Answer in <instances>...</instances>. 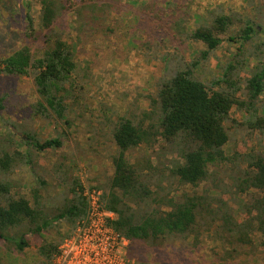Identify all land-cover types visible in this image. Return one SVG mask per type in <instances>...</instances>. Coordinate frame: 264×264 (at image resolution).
Segmentation results:
<instances>
[{
    "label": "trees",
    "instance_id": "1",
    "mask_svg": "<svg viewBox=\"0 0 264 264\" xmlns=\"http://www.w3.org/2000/svg\"><path fill=\"white\" fill-rule=\"evenodd\" d=\"M37 1L40 32L31 14L26 15L25 28L27 39L41 40V54L26 45L0 58V75L31 77L39 95L33 104L34 116L68 125L76 89L72 75L78 65L76 49L57 22L69 9L80 24L96 20L98 11L106 14L103 8L110 4L100 8L98 0L77 4L71 0ZM217 7L209 18H198L197 28L188 34L189 40L205 49L191 60L179 54L167 60L155 92L148 97L150 110L122 118L114 128L111 176L103 183L99 177L92 178L88 186L103 191L102 205L114 214L112 227L131 244L155 250L182 241L201 248L211 239L221 250L214 255L217 264H264V152L228 155L225 150L232 123L264 134V107L260 105L264 95V26L237 12L227 14L222 5ZM93 23L89 25L94 27ZM79 28L83 29L82 24ZM223 36L238 47L225 65L218 66V75L206 83L200 69L221 47ZM235 106L243 112V122L232 118ZM14 129L18 130L15 126L8 129L7 138L0 136V240L8 251L23 253L30 247L28 235L42 237L55 227L60 232L62 222L69 231L56 242L44 240L37 251L35 264H52L61 244L87 217L84 187L73 168L59 162L50 170L42 169L41 174L35 170L34 183L28 194L23 193L24 183L13 180V173L24 167L37 168L38 154L62 150L63 142L59 137L40 141L26 134L21 140L26 148L22 152L17 150ZM235 162L243 163L240 168L246 165L238 177L230 179L235 194H260L251 197V210L246 202L241 206L246 210L240 208L238 215L230 202L212 194L210 187L218 180L220 166ZM177 183L184 189L176 188ZM255 233H262L261 239Z\"/></svg>",
    "mask_w": 264,
    "mask_h": 264
},
{
    "label": "rangeland",
    "instance_id": "2",
    "mask_svg": "<svg viewBox=\"0 0 264 264\" xmlns=\"http://www.w3.org/2000/svg\"><path fill=\"white\" fill-rule=\"evenodd\" d=\"M79 1L71 0L72 4ZM97 4L100 8L110 5L103 8L106 14L98 11L100 19H86L81 23V31L73 9L66 11L57 22L66 32L69 45L76 49L78 69L72 75L76 89H73L72 107L67 117L70 124L34 116L33 104L39 100V95L31 77L0 75V136L7 138L8 129L17 127L18 130L14 129L16 147L22 152L26 148L21 140L27 138L26 134L40 141L59 137L63 142L62 150L38 154L37 168L24 167L13 173V180L23 181L25 194L34 183L35 170L41 174L42 169L50 170L59 162L71 166L80 181L82 174L87 186L92 178L99 177L103 183L111 176L110 157L116 151L112 133L116 124L122 118L150 110L148 97L155 92L167 60L176 54L191 60L205 49L188 38L190 31L197 28L198 18H209L211 10L217 8V12V6L222 5L227 14L237 12L264 26V0H98ZM40 8L37 0H0V58L26 45L37 55L41 54V40L27 39L25 28L26 15L31 14L40 30ZM92 21H95L94 27L89 25ZM261 37L264 40V33ZM222 40L221 47L200 69V77L206 83L218 75V66L225 65L238 47L229 43L227 36ZM260 105L264 107V95ZM232 118L237 122L244 120L243 112L236 106ZM236 126L232 123L229 127L231 140L225 147L228 155L264 152V134ZM159 146L165 147V144ZM239 163L220 166L218 180L210 183L212 194L229 201L236 215L240 208L251 210V197L260 196L256 191H250L252 196L235 194L230 179L238 177L246 168L245 164L240 168L243 163ZM215 185L219 186L217 190H214ZM175 187L180 191L184 189L178 183ZM246 202L247 206L241 207ZM253 214L256 215V211ZM243 217L249 220L247 215ZM59 225L60 232L55 227L42 237L28 235L30 247L23 253L8 251L6 243L0 240V264H35L39 260L38 248L44 240L56 242L69 231L64 223ZM261 235L255 233L258 239ZM216 246L211 239L201 248L171 241L154 250L136 243L130 244L127 254L138 264H217L214 255L221 250Z\"/></svg>",
    "mask_w": 264,
    "mask_h": 264
},
{
    "label": "built area",
    "instance_id": "3",
    "mask_svg": "<svg viewBox=\"0 0 264 264\" xmlns=\"http://www.w3.org/2000/svg\"><path fill=\"white\" fill-rule=\"evenodd\" d=\"M82 176L87 217L61 244L52 264H138L127 254L131 241L111 225L114 214L102 205L103 191L87 186Z\"/></svg>",
    "mask_w": 264,
    "mask_h": 264
}]
</instances>
